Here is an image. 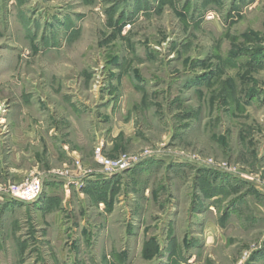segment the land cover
<instances>
[{
  "label": "rangeland",
  "instance_id": "374dc122",
  "mask_svg": "<svg viewBox=\"0 0 264 264\" xmlns=\"http://www.w3.org/2000/svg\"><path fill=\"white\" fill-rule=\"evenodd\" d=\"M34 176L0 264H264V0H0V189Z\"/></svg>",
  "mask_w": 264,
  "mask_h": 264
},
{
  "label": "built area",
  "instance_id": "2783aa9c",
  "mask_svg": "<svg viewBox=\"0 0 264 264\" xmlns=\"http://www.w3.org/2000/svg\"><path fill=\"white\" fill-rule=\"evenodd\" d=\"M214 17L215 16L213 13H210L208 16L209 19H213ZM101 163H105L104 158ZM107 165L110 166V163H107ZM134 165L135 163L123 165L121 169L116 170V171L114 170V171L117 173V172L123 171L125 167L130 168V167H133ZM107 174H111V173H107ZM90 175L92 174L90 173L86 175L85 178L89 177ZM43 187L44 186H43L42 178L40 176H34L26 180V182L23 183L19 187L11 188L9 190L0 189V194L8 195L12 199H15L21 202L30 203V202H35L41 197L42 192H43Z\"/></svg>",
  "mask_w": 264,
  "mask_h": 264
},
{
  "label": "bare ground",
  "instance_id": "6f19581e",
  "mask_svg": "<svg viewBox=\"0 0 264 264\" xmlns=\"http://www.w3.org/2000/svg\"><path fill=\"white\" fill-rule=\"evenodd\" d=\"M99 159H102V160H103V158H102V157H99ZM102 160H100L99 162H102Z\"/></svg>",
  "mask_w": 264,
  "mask_h": 264
},
{
  "label": "crops",
  "instance_id": "0c3cea01",
  "mask_svg": "<svg viewBox=\"0 0 264 264\" xmlns=\"http://www.w3.org/2000/svg\"><path fill=\"white\" fill-rule=\"evenodd\" d=\"M52 177H57V176H52ZM1 195V194H0Z\"/></svg>",
  "mask_w": 264,
  "mask_h": 264
}]
</instances>
